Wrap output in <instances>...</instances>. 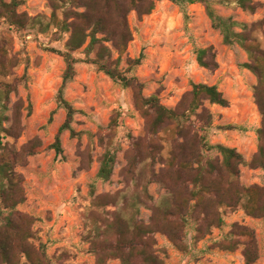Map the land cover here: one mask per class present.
<instances>
[{
  "label": "rangeland",
  "instance_id": "374dc122",
  "mask_svg": "<svg viewBox=\"0 0 264 264\" xmlns=\"http://www.w3.org/2000/svg\"><path fill=\"white\" fill-rule=\"evenodd\" d=\"M10 1L4 0L5 3ZM18 1L23 2L18 13L50 19L53 9L49 0ZM152 1L154 8L150 14L141 17L135 12L128 14L131 41L121 54L111 43L106 44L112 50V60L119 56L118 69L125 73L129 68L128 61L142 56L141 65L133 68L128 76L136 77L143 84V97L156 95L161 105L169 109L175 108L190 92L192 84L216 86L229 106L222 108L203 101L202 108L212 115L207 142L211 146L235 149L249 162L257 152L256 130L261 126V116L253 97L257 79L241 67L248 62L246 53L237 45H223L221 35L212 28L201 4L185 8L188 16L185 21L178 6L168 1ZM210 1L216 14L222 18L249 26L263 22L255 35L264 47V0H252L256 5L252 13L224 4L232 0ZM56 15L61 18V11ZM36 29L18 30L0 24V62L5 65L0 85H16L15 91L9 94L4 112L9 120L2 126L8 132L0 135V156L8 165V171L15 175L13 181L18 183L24 198L13 211L35 219L30 226L32 236L29 242L37 250L43 249L51 264H96L85 241L89 229L87 217L97 210L93 202L106 195L126 193L130 197L140 193L144 185L142 176L148 173V165L155 175L168 168L172 142L166 130L159 131L155 137L148 135L145 119L136 110L131 89L121 88L99 72L95 65L84 62L83 50L87 40L73 53L78 61L75 77L64 91L66 101L78 111L72 128L80 133V137L71 139L68 132L63 133L60 137L63 154L56 155L51 145L65 121V112L56 104L65 64L61 57L42 49L63 51L68 34L57 38L53 28L46 33H39ZM195 48H212L217 69L200 68ZM96 52L97 47L89 58L94 59ZM189 123H193L196 129L199 126L194 116ZM227 126L242 130H219ZM104 129L108 132L102 138ZM151 145L155 151L150 152ZM139 147L141 155H138ZM106 152L114 154L115 165L110 179L102 182L96 175L99 159ZM202 154L218 157L216 152ZM135 156L138 181L129 171V161ZM239 182L244 187H264V172L240 167ZM3 185H7V180L0 169V191ZM188 188L191 189V185ZM165 191L156 182L147 186L153 203ZM111 211L114 208L108 206L101 214ZM11 212V209H5L0 198V228ZM221 213L222 229L212 228L199 241L194 238V219L186 218L185 251L173 246L166 236L154 234V248L159 258L164 264H244L243 245L239 244L244 238L229 233L233 225H238L255 232L258 260L254 264H264V219L253 218L241 209L223 208ZM151 216L150 210L139 207L138 220L149 224ZM231 240L238 242L236 249L227 248ZM19 264H27L26 259L22 257ZM106 264L120 263L109 260Z\"/></svg>",
  "mask_w": 264,
  "mask_h": 264
},
{
  "label": "trees",
  "instance_id": "16d2710c",
  "mask_svg": "<svg viewBox=\"0 0 264 264\" xmlns=\"http://www.w3.org/2000/svg\"><path fill=\"white\" fill-rule=\"evenodd\" d=\"M49 1L53 9L50 19L44 16L31 18L27 14L18 13L17 9L23 5L22 1L11 0L5 3L4 0H0V24L5 23L9 28L18 30L37 28L39 33H46L53 28L56 30L57 38L68 34L63 51L46 47L42 49L61 57L65 64L62 83L56 95L57 108L65 112V121L51 145L55 154L59 156L63 154L60 140L63 133L68 132L71 139L80 137V133L72 128V121L78 111L66 101L64 91L66 85L75 77V65L78 61L73 53L82 48L87 40L88 43L83 50L86 56L84 62L95 65L99 72L113 83L119 84L121 88L131 89L136 110L145 119L148 135L155 137L159 131L166 130L167 137L172 142L168 168L163 173L155 175L148 165V173L142 176L144 185L140 193L132 194L130 197H127L126 193L106 195L93 202V207L97 210L87 217L89 229L85 241L89 244V253L95 257L96 264H106L109 260H118L120 264H164L154 248L156 244L154 234L166 236L173 246L185 251L187 217L194 219L196 241L203 239L212 228L222 229L223 208L241 209L253 218L264 219V187L258 185L244 187L239 182L240 167L260 169L264 172V47L255 35L261 30L263 22L249 26L222 18L216 14L210 0H155L168 1L178 6L185 21L188 18L185 8L188 5L201 4L212 28L221 35L223 45L228 47L237 45L246 53L248 62L241 67L257 79L253 97L261 116V126L256 130L257 152L249 162H246L235 149L221 145L211 146L207 142L208 132L212 128V115L202 108L203 101L222 108L229 106L216 86L192 84L190 92L181 98L175 108L169 109L161 105L156 95L143 97V84L136 77L128 76L133 68L141 65L142 56L136 60H129V68L125 73L118 69L120 57L112 60V50L106 44L111 43L113 49L121 54L131 41L128 14L135 12L139 17L150 14L154 8L152 0ZM224 4L251 13L256 9L252 0H232L225 1ZM59 10L61 18L56 15ZM98 35L102 37L98 38ZM95 47H97L95 58L90 59L89 55ZM194 54L200 68L209 71L217 69L212 48H195ZM4 70L5 65L0 62V75H4ZM25 78L26 76H23V79ZM15 89V84L0 85V135L8 132L2 126L9 120L4 112L9 94ZM192 116L197 119L199 125L197 129L193 123H189ZM219 130L242 129L227 126ZM107 132V129L101 131L102 138ZM1 146L0 143V149ZM151 151H155L153 145ZM202 152H216L218 157H205ZM141 153L139 147L138 155ZM146 157L150 159L148 151ZM136 158L137 156L133 161H129V171L132 178L138 181L135 169L137 161H134ZM150 164L153 165L152 162ZM114 165V154L106 152L99 159L96 178L102 182L108 181ZM8 168L0 156V169L7 180V185L1 187L0 198L5 209L12 210L0 228V264H19L22 257L26 259L27 264H51L45 251L37 250L29 242L32 236L30 226L35 219L13 211L24 198L18 183L13 181L15 175L9 172ZM152 182L166 190L156 203L152 202L147 193V186ZM189 185L191 189L188 188ZM108 206H112L114 211L101 214ZM140 206L152 212L149 224L137 219ZM229 233L244 238L243 242L239 243L243 245L244 264H254L258 260L255 232L233 225ZM228 246L236 249L239 245L237 241L231 240L227 248Z\"/></svg>",
  "mask_w": 264,
  "mask_h": 264
}]
</instances>
